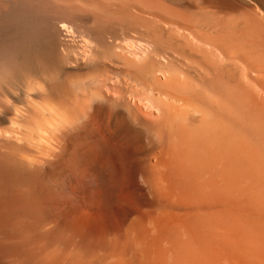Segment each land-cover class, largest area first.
<instances>
[{
    "label": "bare ground",
    "instance_id": "obj_1",
    "mask_svg": "<svg viewBox=\"0 0 264 264\" xmlns=\"http://www.w3.org/2000/svg\"><path fill=\"white\" fill-rule=\"evenodd\" d=\"M96 1L98 4L95 3ZM101 1L103 2L102 9L104 11H106L107 8V12L112 10V8L109 9L110 5L107 7L104 6V1L106 0H0V264H32L33 261H36L38 264H84L87 260H85V256L87 257V250H90L92 253V257H87L89 258V263L92 264L91 260H93L94 264H98L103 258L98 254V252L102 251V249H99L102 244L111 249L109 255L110 259L107 263L105 262V264H221L222 259L225 257V250L228 247L232 246V249L236 247L239 251H247L248 237L251 233L261 234L263 237L261 232L254 229L259 227L261 223L260 220L251 218L252 225L249 226L251 228L247 227V219L243 218V209H245L244 206L250 203L247 201H253L251 202L252 206H255L253 210L259 211V208L261 210V207L257 205L263 206L262 203H264V199L261 197L259 198L262 200L256 199L258 195L253 193L252 190L254 191V189L258 188V184H261L260 182H262L261 178L264 176V170L259 167V169L263 171H261V174L258 171L249 169L248 167L246 168V161L250 162L251 160H245V157L243 158L242 156H244V154L250 156V152L246 153L248 150L244 146L245 144H243L245 140H242L243 136L241 138L239 134L242 135L244 130L246 132L247 129H250V132L252 131L256 136H259V140L257 138L258 141H262L261 139L264 140V39L261 38L262 35L260 36L262 43L257 42V44L260 45L261 43L263 47L260 48V53H263L261 54L263 58L259 57L260 55H255L256 52L254 54L251 53L255 49H250V52L247 50V47H249V45L251 46V42L255 41V35H258L256 33L260 30L264 32V14H259L256 8L257 5L254 4L253 0H249V7H246L248 9L244 11L245 13L242 11L239 13V9L238 13L240 16L236 14L238 18L234 17L235 13L233 11V18L237 19L234 22L232 21V23L229 22V19L228 21L224 19L227 21V23H225L223 20L222 23L224 24H219V22L216 23L214 20L216 16L214 15L213 21L207 19V17L210 16H208V14L205 16L207 20H199L201 18L194 20L189 14L191 10H188L191 21L188 19L181 20L177 16L174 17V15H172L173 17L169 16L173 19L177 17L178 21L176 22L182 25L183 28L190 30V36H186V34L181 32L183 28L182 30H178L176 26L179 24H175V27L177 31L181 30L180 32L182 34H176L175 30L173 32L174 34L170 36V34H172L170 30L171 33L169 32L170 34L167 36L169 39L170 37L176 39L177 36H179L178 38L182 36L184 39L181 45L173 49V55L165 58L164 55L166 54H162L164 59L160 62L162 64L161 70L163 71L162 75L166 74L164 72L167 70V74H169V77H167V74V76L165 75L167 80H162L163 82L156 80L160 77L159 75L156 76L157 72L155 71V76L157 77L155 79L156 81L150 83L147 89H151L152 93L154 92L153 90H158L164 94V97H162L164 99L166 96L165 100H161V98L160 100L164 103V109L166 108L171 113L170 115L173 114V117L172 119L164 118L167 119V122L169 120L170 123L168 125L169 130L167 129L168 138L164 141L163 147H161L162 149L160 148L161 151L158 154L155 152L156 155L154 156H148L149 158H141L133 156V152L130 148L122 146L126 145L127 142H124L121 146L118 145L119 142L116 141V137H111L114 147L109 154H105L97 148H92V150L89 151L86 145L85 134L88 128L85 121L84 107L86 104H92L89 99L97 101V99L104 95H102V84L103 86L105 84L103 83L105 81L103 75L101 77L103 81H100L101 78L99 77V80L97 79L93 82L92 87H94V91H91V94L94 95H91L92 97H89V99H87L88 97L85 99L84 96L89 95V92L87 94L86 91H90L89 89H91V87L89 88L88 85L87 88L86 85H83V87L85 86L86 88L85 91V89L81 85H77V83L80 80L81 84L83 81L89 82V78L93 79L91 76H94V74L88 77V79L86 77L87 80H85V78H80L79 81L77 80L78 82L75 81L76 87L73 84L74 82L72 83L75 87V92L70 90L75 96L72 99L76 100V104H78V108H80L78 117L72 120L70 117L73 118L74 116L72 115L74 113L77 114V112H75L77 109L74 110L73 108L76 106L74 102H72L75 105L72 107L74 112L70 109L73 104L70 102L72 99H68L73 94L71 93V95L69 91L70 95L67 90L65 91L62 88V91L57 92L61 94L67 93L68 96L66 95L67 97L65 98L72 104L67 106V102H64L66 101L64 100L65 98H62V100H64L62 102L60 95H57L58 97L56 96V98L55 94L54 96L51 94L53 97L51 98L50 95L46 100L49 102V100L54 98L49 102L52 104L50 105L46 101L47 105H45V103L43 105V103L38 104V101H35L39 96L37 92L21 95L13 93L16 89L13 92L11 89L13 86H19V83H23V78L29 74L31 76L32 73L38 70L41 63H50V60L54 58L53 56L56 54L55 52H57L58 55L60 53L64 60L67 59L70 62H75L80 67L82 61L90 60L89 62L93 63L91 61H93V59L95 60L97 57L96 55L104 51V48L108 47V51L111 48L113 49V47L110 46L111 44L113 45V41L111 42L112 39H109L110 41L108 40V45L106 43L107 37H111V35L106 37V29L108 27L105 24L112 25L110 24L112 20H109V17H107L111 14L109 13L110 11L108 13L106 12L107 14L103 12V15L106 16H102V12L100 13ZM146 1L147 0H142V2ZM152 1L153 4L145 6V9L151 6H154L155 9L158 3H155L156 0ZM207 1L208 0H206V2ZM89 2L95 4V6L93 7V4ZM123 2L122 4H124ZM106 3L108 2H105V5ZM117 3L119 4L117 10H123V13H125L126 10L124 9L126 7L130 9L134 8L132 6L133 2L130 3L131 5L127 2V6L124 4L125 8H122L123 6L120 2L117 1ZM159 3L160 5L157 6L158 8L156 7V11L160 10L159 12L161 13V8L162 10L165 7L168 8V5L161 6V1ZM198 3L200 4L199 1ZM141 4L143 5V3ZM199 4L198 6L195 5V7H199ZM204 5L205 1L203 6ZM208 5L209 4H207V6ZM87 6L91 8H87ZM242 6L239 8L243 9L244 6ZM112 7L115 9V6ZM173 7L174 6L170 9L171 11L176 8L174 7L173 9ZM195 7L194 10H192L193 13L196 12ZM152 8L151 10H153ZM166 8L165 15L167 16V13L171 11H169V8ZM136 10L131 12L135 13L137 16V13L139 14L140 11L136 13ZM198 10L203 13L205 12L197 8V14H199ZM127 12L126 20L130 13L129 11ZM159 12H155V14H153V12L152 16L156 15L155 17L164 19L165 17H162ZM123 13L121 17H123ZM141 13L142 12H140V14ZM157 14L161 16H157ZM213 14L215 13L213 12L212 15ZM149 15L151 16L150 13ZM180 15L181 14H179V16ZM189 15L188 18H190ZM227 15L226 13V16ZM258 15H261V20L258 18ZM134 16L135 15H133V17ZM169 17L167 16L166 18L169 19ZM183 17H185V15ZM228 17L231 19L230 16L226 18ZM136 18H138V16ZM138 19L140 22L142 21L141 18ZM138 19H135V22ZM155 19H153V21ZM163 19L162 21H164ZM170 19L169 23L173 21H170ZM131 20H129L130 23H134V20ZM166 20L167 19H165V21ZM147 21H150L149 18ZM114 22L117 23L116 20ZM144 22H141V24ZM166 22L165 24L167 26L169 23L167 24ZM137 23H139V21H137ZM154 23L152 22L150 25H157V22L154 21ZM174 23H170L171 28ZM141 24L135 27H142L143 25ZM147 24L149 23L147 22ZM121 25L123 26V24ZM105 26L107 28L104 30ZM132 28L129 29V32L134 29ZM145 29L148 30V28ZM168 29H170V27ZM124 30L126 29L124 28ZM103 31H106V33ZM133 31H135V29ZM140 31H142V28ZM156 31L159 32L160 30ZM120 32L118 33L120 34ZM125 32L126 33L123 35L132 33L128 31ZM217 32H219V34L220 32L223 33H221V35L218 34L219 36L216 38L217 35L215 36L214 33L216 34ZM250 32L256 33L255 35H249ZM103 33L106 37L105 43L107 46L104 44L105 47L101 48L100 45L102 43L100 44L99 42L103 39ZM138 33L139 32L136 30V34ZM164 33H162V35ZM192 34L193 37H196L199 41L208 42V44L213 47H211L212 49L218 46L223 55V57L220 58L222 61L218 62L217 58H214V56H216V52L214 51L217 49L211 52L209 49H212L209 48L208 45L205 46L204 42H202V44L204 43L203 47L205 46L206 49L205 47L203 48L202 46L194 44L193 40L195 38H193L192 41L188 38L191 37ZM139 35L140 34L137 36ZM150 35H152V33H150ZM212 35H214L215 38H213L214 36L212 37ZM120 36L121 35H118V37ZM129 36L134 37L135 35H126L128 39L130 38ZM143 36L144 38L141 37V41L145 39V35ZM164 36L166 35L164 34ZM122 37L124 38L125 36ZM88 38H91L95 45H89L90 41H88ZM159 38L162 37L159 36ZM146 39H148V37ZM149 39V42H151V38ZM164 39L168 42L165 37ZM154 40H158L156 35ZM171 40L170 42L173 41ZM121 41L122 43L118 42V44H114L116 48L112 51V61L114 57L117 58L121 55L117 52V48L120 49L121 44L123 45V48H121L124 52L126 50H131V47L124 50V39ZM125 41L124 43H126ZM149 42L148 44H150ZM201 42L198 43L200 44ZM145 43L147 44V42ZM160 43H156L155 41L153 47L157 46L156 44L159 46ZM168 44L170 43L168 42ZM212 44L215 45L213 46ZM173 46L175 45L173 44ZM101 49L103 50L100 51ZM142 49L139 50L142 52ZM167 49L169 48L167 47ZM154 50L156 49L151 48L145 53L149 59V61L146 62L147 64L151 62L152 69H155L153 63H155L157 59H160V55L159 58L152 56L153 59L156 60L153 62L154 60L150 57L151 60H153L150 61L149 56L152 52L155 53ZM206 51L211 53H207ZM128 52L126 54H128ZM131 52H133V50H131ZM141 52L140 55L143 54L142 56L144 57L145 54ZM207 54L208 56L213 54L212 58L208 59ZM137 55L138 57L136 58L138 59L139 54ZM167 55H169L168 50ZM100 56L102 57L101 54L99 57ZM131 56L127 55L126 58L129 59ZM142 56L140 57L141 62ZM132 58L130 60L126 59L124 63L130 68H132V66H135V69L138 68L136 70L134 67L132 68L137 73V70L140 68L139 66L144 64L146 57H144L143 64L140 63V65H138L139 62H137L136 65V62H134L135 60L131 61ZM236 59H238V61L244 60L246 69H244L243 66H241L243 69L240 65L237 66ZM127 60L130 64L131 62L135 64L132 63L134 65L131 66L127 63ZM112 61H110V63H112L113 66L114 61ZM146 62L145 65H147ZM69 64L71 67L72 63ZM98 64L99 63H97V66H99ZM126 64H124L125 68L124 65H121L125 69V72H122V70L120 72L126 73V69L127 71L130 70L126 68ZM157 64L155 66H157ZM90 65L91 64H88L87 66L91 69ZM115 66L117 65L115 64ZM148 66L149 65H147L145 70L149 69L151 71L150 74H152V72L154 73V71L150 69L151 67L149 66V68ZM107 67L108 65L106 68ZM120 67L118 66V68ZM234 67H236V70H239V74L233 75V72L229 74V69H233ZM238 67H240V69ZM106 70L109 72V69ZM141 70L143 71L144 69L140 68V75ZM161 70L160 75L162 72ZM215 70H217V72H214ZM99 71H97L98 74ZM150 71H148V73ZM176 71L182 74H177ZM128 73H130V71L126 74ZM98 74H96V76ZM134 74L135 73L132 75L134 76ZM99 76L101 75L99 74ZM135 76L137 75L135 74ZM122 78L123 77H121V79ZM189 78H191L190 80L194 79L195 81L198 80L200 83L207 84L208 89L211 91L210 94H214L213 97H210L212 96L210 94H208V96L203 95V90L196 85L197 83H195V81L192 80L193 82H191L193 84H191ZM111 79L112 78H108V81H111ZM142 79L143 78H141V80ZM115 80L113 76V81ZM119 80L116 81L119 82ZM117 82L112 83L116 86ZM136 85L133 87L136 88ZM128 86L126 85V87ZM140 86L137 87L139 88ZM109 87L111 88V84ZM69 88H71V86ZM120 89L118 88V90ZM133 91H135V89ZM136 91L139 90L136 88ZM42 92H44V89ZM156 93L157 92L153 94ZM117 94L116 97L118 96ZM63 95L64 94L61 96ZM155 96L154 99L156 98ZM83 97L85 101H83ZM133 97L136 99L135 96ZM58 98H60L62 106L64 104L66 105H64L65 107L61 105L58 107L60 104L58 103ZM147 98H149V96L146 97V99ZM104 99L106 100V97ZM142 99L144 100L145 98L142 97ZM142 99L140 98L139 100L138 97L139 103L143 101ZM154 99H152L153 103L156 104ZM131 100L130 98L129 101ZM53 101H56L58 105L53 103ZM86 101H88V103L84 104ZM199 101L205 106V110L207 109L206 111H209L208 113L211 114L209 119H207L205 115L196 118L189 114V107L197 110ZM135 102L133 101V103ZM142 103L144 104V101ZM153 103L151 102V105ZM93 104L95 105V103ZM158 104H160V102H158ZM88 106L89 108L87 109L92 110V108H90L91 105ZM144 106L146 107V105ZM139 107L141 108L140 105ZM149 107L151 106L149 105ZM67 108L69 110H66ZM128 108L131 109V107ZM155 109V112H157L159 108L155 106ZM147 110L151 111L150 108ZM68 111L73 113L69 114ZM129 111L130 110H128V112ZM140 112L144 113L141 109ZM160 112L159 115L162 116ZM147 114L148 113H146V115ZM178 114L184 115L183 121H181L182 119L177 120ZM69 115L71 116L69 117ZM150 116L151 115L148 114L146 117L151 119ZM152 120H154V118ZM94 133H97L96 130H94ZM246 137L244 139H246ZM236 138H241L242 141H237ZM252 140L255 142L254 139ZM247 144L250 145V142ZM254 144L255 143H253V145ZM258 144L257 146H259ZM262 144L264 143L262 142ZM159 145L161 146V144ZM249 148H254V146H250ZM257 148L258 147H255L254 149ZM261 148L263 149V147ZM252 153L253 155L256 153L259 155L257 150H254ZM262 153H264V151ZM261 160H263V158ZM255 163L257 166H259V163L262 164V162ZM138 174L142 177L146 186L141 185L139 183L140 181L138 182ZM87 176L91 177V179L87 178V181L90 179L95 182V187L93 185L94 189L92 188L93 191L95 190V192H93L95 193L94 198L91 197L93 198L92 200L87 197L88 195L86 196L83 194L80 188V185ZM111 177H114L116 180L114 188H110ZM90 180L88 183H90ZM92 184L93 183L89 185L92 186ZM252 193L255 194V198H253L254 195H252ZM147 206H149V209H146ZM239 207V212H233L232 208L238 209ZM114 208L119 212L120 217L115 223L112 222L113 224H110L108 223V217L111 210ZM131 212H137V214L128 221ZM216 249H219L222 254H220L221 252L219 251L217 255L216 253L218 251ZM108 251H106L107 256L109 254ZM104 256L106 257V255ZM99 257H102L101 260ZM86 262L88 263V261Z\"/></svg>",
    "mask_w": 264,
    "mask_h": 264
},
{
    "label": "rangeland",
    "instance_id": "obj_2",
    "mask_svg": "<svg viewBox=\"0 0 264 264\" xmlns=\"http://www.w3.org/2000/svg\"><path fill=\"white\" fill-rule=\"evenodd\" d=\"M104 1V0H103ZM112 1H113V3H112ZM117 1L118 2H120V4L123 6L122 8H125L124 6L126 5V3L128 2L129 4L130 3H132L133 5V7L134 8H128V7H126L124 10H126L125 11V13H123L121 10H117V7L119 6V4L117 3ZM124 1V2H123ZM144 1V0H143ZM161 1V6H163V5H168V8H169V11H171L170 9H172V6H174V7H176L175 8V10H173V11H175V12H173V11H171L170 13H171V15H170V13L168 12L167 13V11H166V13H167V16L169 17V16H172V15H174V17L175 16H177V17H179L181 20H183V19H188V20H190L191 21V17H190V15L192 16V19H196V20H198L199 18H201V19H199V20H207V19H210V20H213L214 19V17H215V21H216V23L217 22H219V24H224V23H222L223 22V20L224 19H227V21H228V19H229V22H231L232 23V21L234 22L238 17L236 16V14L238 15L241 11L242 12H244V11H246L248 8H246V7H249V0H208L207 2H206V0H202V1H200V0H193V1H191V0H181V1H179V0H159V2ZM165 3H163V2ZM198 1L200 2V4L198 3ZM204 1H205V7L203 6V4H204ZM218 1V2H217ZM99 2V1H98ZM102 2V1H101ZM100 2V3H101ZM105 2H108V3H106V5H105ZM122 2L125 4H122ZM143 3V5L141 4V3ZM150 2V3H149ZM158 2V0H156V2L155 3H158V4H156L157 6H159L160 5V3ZM167 2V3H166ZM196 2V3H195ZM211 4H210V3ZM233 4H232V3ZM253 2H254V4H256L257 6H256V8L258 9V12H259V14H264V0H253ZM90 4H93V3H91V2H89ZM88 3V4H89ZM95 3H97V1L95 2ZM146 3V4H145ZM163 3V4H162ZM188 3V4H187ZM191 3V4H190ZM195 3V4H194ZM209 4L208 6H207V4ZM224 3V4H223ZM237 3V4H236ZM87 4V5H88ZM98 4V3H97ZM140 4V5H139ZM148 4V5H147ZM153 4V1L151 0H147L146 2H142V0H106V1H104V6H109V9H111L112 8V10L109 12L111 15H109V16H107V17H109V20H112V22L110 23V22H108V23H110V24H112V25H109V24H105L106 26H105V28H104V30L106 29L107 30V33H106V31L104 32V33H106V37L107 36H109V35H111V37L109 36V37H107V41H106V37L104 36L105 34L103 33V39H105V40H103L102 39V41L101 42H99L101 45V48H104L105 47V45H106V43H107V45L109 44V42H108V40L110 39H112L111 40V42L113 41V45L111 44L110 46H112L113 47V49L111 50V49H109V51L107 50V48H104V51H102L103 49H101L100 51H102V52H104V53H100L101 55H102V57H101V60H100V57H99V53L96 55L97 57L95 58V60L93 59V61H91V62H95L94 63V65H93V63H90L89 61L90 60H88V61H82V63H80V67H79V65L78 64H76L75 62L73 63L72 61L70 62L69 60H67V59H63L62 57H61V55H60V53H59V55L57 54V52H55L56 54H54V58H52L51 60H50V63H48V64H45V63H41L40 65H39V68H38V70H36L34 73H32L31 74V76H30V74L29 75H26L24 78H23V80H24V82L23 83H19L20 85L19 86H22V87H19V86H17V85H15V86H13V88H11L12 89V92L13 93H15V94H32L31 92H37L38 93V97H37V100H35V101H38L37 103L38 104H40V103H43V105H44V103H45V105H47V100L46 99H48V96H50L51 94L54 96V94H55V97L58 95H60V98H61V100H62V98H65V97H67L68 95H67V93L65 94V93H62V94H64L63 96H61L62 94L60 93H57L58 91H62L61 90V88L63 89V90H67V92L69 91L70 92V94L73 96H70L69 97V99L68 100H70V99H72V98H74L75 96H74V93L73 92H75V87H76V83H75V81H79L80 80V78L81 79H84L85 78V80H87L88 79V77H90L91 75H93L94 74V76H91V77H93V79L94 78H96V77H98V78H96L95 80H93L92 78H89V82H86V81H83V82H85V83H83L82 82V84H81V80L77 83V85H81L82 87H83V85H86V87L88 88V85H89V88L91 87V89H93V90H91V89H89L90 91H86V88H85V86L83 87L84 89H85V91H86V93L88 94V92H89V95L87 96V95H85L84 97H85V99H86V97H88L87 99H89V97L91 98L93 95L91 94L92 92L91 91H94V87H92L93 86V82L94 81H96L97 79L99 80L101 77H102V75L104 76L103 78H104V82L103 83H105L104 84V86H103V84H102V89H103V93H102V95L104 94L105 95V97H106V100L104 99L105 97H104V95L102 96V97H100L99 99H97V101H94V99L93 100H91V99H89L90 101V103H92V104H86V108L84 107V115H85V121H86V125H87V130H86V134H85V139H86V145H87V147L89 148V151L90 150H92V148H97L99 151H101V152H103V153H105V154H109V153H111V149L114 147V145H113V142H112V138L111 137H116L117 138V142H119V144L118 145H122L124 142H127L126 143V145H122L123 147H125V148H130L131 150H132V152H133V156H135V157H141V158H149L148 156H150L151 157V155L152 156H154V155H156V154H158L161 150H160V148L161 147H163L162 145L164 144V141L168 138V130H169V120H168V122H167V119H172V117H173V114L172 115H170L171 113L165 108L164 109V103H163V101H161V100H165L166 99V96H165V99L164 98H162V97H164L163 95L164 94H162L161 92H159L158 90H153L154 92L153 93H155V92H157L156 94H153L152 92H151V89L150 90H148L147 88H149V85H150V83H153V82H155L156 80H159L160 82H163V81H165V79L167 80V77H169V74H167V70L164 72V73H166V74H164V75H162L163 74V71L161 70L162 69V64L160 63L161 61H162V59H164L163 58V56H162V54L164 55V54H166V55H164V57L165 58H167L168 56H170V55H173V49L175 48V47H177L178 45H181L182 44V42H183V37L182 36H180V38H178L179 36H177V35H175V36H177L176 37V39H174L173 37H170V39L167 37L168 36V34H170L171 32H172V34H170V36H172L174 33V31L176 32V34L178 33H183V34H186V36H190V30H188L187 28H183V26L182 25H180L179 23H177L176 21H178L177 20V17H176V19H173L172 17H169V19H170V21L171 20H173L172 22H170L171 24H173L174 22V25H172V28H171V25H170V23H169V19L168 18H166L167 16L165 15V8H163V10H162V8H161V11L163 12H159L160 10H157L161 15H162V17H165L164 19L163 18H158V17H155V16H152V13L153 14H155V12L156 13H158L155 9H156V7H155V9H154V6H151V7H149V8H147L146 7V9H145V6H150V5H152ZM182 4V5H181ZM190 4V5H189ZM193 4V5H192ZM198 4H199V7H197V8H199V9H201L202 11H205L204 13L203 12H200V10H198V13L199 14H197L196 12H197V8L195 7V5H197L198 6ZM222 4V5H221ZM235 4V5H234ZM100 5V4H99ZM99 5H97L98 7H100ZM102 5H103V2L101 3V9H102ZM115 6V9H114V7H112V6ZM131 5V4H130ZM139 5V6H138ZM155 5V4H154ZM242 6L243 7V9L242 8H239L240 6ZM246 5V6H245ZM248 5V6H247ZM89 6V5H88ZM87 6V8H91V7H88ZM90 6H92V5H90ZM95 6V4H93V7ZM127 6V5H126ZM160 6V7H161ZM169 6H171V7H169ZM192 6V7H191ZM210 6V7H209ZM231 6V7H230ZM235 6H237V7H235ZM121 7V6H120ZM120 7H119V9H120ZM129 7H131V6H129ZM137 7V8H136ZM153 7V8H152ZM174 7H173V9H174ZM194 7H195V11L196 12H194L193 13V11L192 10H194ZM207 7V8H206ZM220 7V8H219ZM222 7V8H221ZM99 8V9H100ZM105 8V7H104ZM121 8V9H122ZM151 8L153 9V10H151ZM158 8V7H157ZM168 8H166V9H168ZM186 8V9H185ZM189 8V9H188ZM204 8H205V10H204ZM216 8V9H215ZM217 8H218V11H217ZM228 8V9H227ZM232 8V9H231ZM244 8H246V9H244ZM100 9V13L102 12V16L103 17H105L106 15H103V12H107V10H108V8L106 9V11H104L103 9V11ZM136 10L135 12L137 13V12H142L141 14H140V12H139V14L137 13V16H138V18H141V22H144V23H142L141 24V22H140V20L138 19V18H136L137 16H136V14L135 13H133L134 12V10ZM141 9V10H140ZM178 9V10H177ZM210 9V10H209ZM215 9V10H214ZM219 9H221V10H219ZM229 9H230V11H229ZM239 9H240V11H239ZM153 11V12H151V11ZM155 10V11H154ZM177 10V11H176ZM186 10V11H185ZM188 10H191L192 11V14L194 15V18H193V15L191 14V11L189 12ZM212 10V11H211ZM223 10V11H222ZM225 10V11H224ZM228 10V11H227ZM120 13H119V12ZM127 11H129L130 13L128 14L129 16H127L128 18H127V20L129 19V20H134V23H130V21L128 20V22H127V20H126V14L128 13ZM131 11H133V12H131ZM150 11V12H149ZM211 11V12H210ZM233 11H234V13H235V16H234V14H232L233 13ZM236 11V12H235ZM238 11H239V13H238ZM107 12V13H108ZM117 12H118V14H117ZM178 12V13H177ZM179 12H181V13H179ZM188 12H189V14H188ZM215 13V14H213L212 15V13ZM221 15H219L218 13ZM228 14L227 16H230L231 17V19L228 17V18H226L227 16H226V13ZM231 13V15H230V13ZM106 13V14H107ZM123 13V17H121V14ZM149 13L151 14V16L149 15ZM175 13V14H174ZM196 13V14H195ZM245 13V12H244ZM177 14V15H176ZM179 14H181L180 16H179ZM206 14H208V16L209 17H207V19H205V16H206ZM242 14V13H241ZM133 15H135L134 17H133ZM147 15H148V18H149V20L150 21H147ZM159 14H157V16H158ZM161 15H159V16H161ZM164 15V16H163ZM185 15V17H183ZM188 15H189V17L190 18H188ZM197 15V16H196ZM201 15V16H200ZM215 15V16H214ZM125 16V17H124ZM140 16V17H139ZM186 16H187V18H186ZM202 16H203V18H202ZM218 16V17H217ZM220 16V17H219ZM233 16L234 17H237V18H233ZM239 16H240V14H239ZM133 17V18H132ZM143 17V18H142ZM156 19H155V18ZM212 18V19H211ZM217 18V19H216ZM258 18L261 20V15H258ZM108 19V18H107ZM135 19H138L137 21H139V23L141 24V25H143L142 27H135V26H139L140 24L139 23H137V21L135 22ZM144 19V20H143ZM153 19H155L154 21L155 22H157L156 24L157 25H150V24H152V22L154 23V21H153ZM162 19L164 20V21H162ZM165 19H167L166 21H168V22H166L165 21ZM233 19V20H232ZM258 19V20H259ZM117 21V23H115L114 21ZM125 20H126V22H125ZM131 20V21H132ZM160 22H159V21ZM213 20V21H214ZM222 20V21H221ZM152 21V22H151ZM221 21V22H220ZM227 21H225L224 20V22L225 23H227ZM119 22H120V24H119ZM147 22L149 23V24H147ZM151 22V23H150ZM158 22H159V25H158ZM164 22V23H163ZM165 22L168 24L167 26H166V24H165ZM121 24H123V26L121 25ZM139 24V25H138ZM155 24V23H154ZM164 24V25H163ZM175 24H179V25H175ZM114 25V26H113ZM120 26V27H119ZM125 26V27H124ZM128 26V27H127ZM156 26V27H155ZM162 26H164V27H162ZM170 27V29H168L169 27ZM174 26V27H173ZM178 27V30L179 29H181L182 30V28H183V30L180 32V31H177V29H176V27ZM180 26H182V27H180ZM121 27H123V28H121ZM127 27V28H126ZM135 29V31H133L134 29ZM143 27H145V28H148V30L149 29H151L150 31H148L147 29H145V28H143ZM166 27H168V28H166ZM124 28L126 29V30H124ZM130 28H132L133 30L132 31H130V32H132L131 34H126V35H135L134 37L133 36H129L130 38L128 39V37H126V35H123L124 33H126L125 31H128L129 32V29ZM141 28H142V31H140L141 30ZM163 28H164V30H163ZM110 29V30H109ZM103 30V29H102ZM136 30H137V32H139L138 34H140L139 36H137L138 34H136ZM144 30V31H143ZM156 30H160L159 32H157ZM170 30H171V32H170ZM173 30V31H172ZM121 31V32H120ZM156 31V32H155ZM166 31V32H165ZM168 31V32H167ZM118 32H120V34L118 33ZM129 32V33H130ZM133 32H135V33H133ZM140 32H142V33H140ZM164 33L166 36H164V34L162 35V33ZM170 32V33H169ZM187 32V33H186ZM257 32V31H256ZM255 32V33H256ZM263 31L262 30H260V31H258V33H256V34H258V35H255V33H252V32H250L249 33V35L250 34H253V35H255L256 37V39H255V41H252V42H254V43H252L251 42V46L253 47L254 45H255V42H256V45L252 48L250 45H249V47H247V50L250 52V49H252V50H254L253 52H251V53H255V55H257V56H259V57H262L263 58V56L261 55V54H263V53H260V51H261V43H262V41H261V38L262 39H264L263 37H264V32L262 33ZM101 33H102V31H101ZM150 33H152V35H150ZM155 33V34H154ZM160 33H161V35H160ZM181 33V34H182ZM192 33V32H191ZM221 33H223V32H220V34H219V32H217L216 34L214 33V35L216 36V38H218V36L219 35H221ZM262 33V34H261ZM108 34V35H107ZM180 34V35H181ZM219 34V35H218ZM118 35H121L120 37H118ZM143 35H145V39H143L144 41H141L142 40V38L141 37H143L144 38V36ZM155 35H156V38L158 39V40H154L155 39ZM214 35H212V37L214 36ZM222 35H224V34H222ZM262 35V37L260 38V36ZM122 36H125L124 38L122 37ZM137 36V37H136ZM159 36H161L162 38H159ZM174 36V37H175ZM184 36V35H183ZM215 36L213 37V38H215ZM118 37V38H117ZM122 37V38H121ZM140 37V38H139ZM148 37V39H146ZM164 37L168 40V42L170 43V44H168V42L167 41H165V39H164ZM211 37V36H210ZM120 38H121V40L122 39H124V41L127 43H124V41H123V44H124V50H126V48H130L131 50H133V52H131V50H128L129 52H131V53H129L127 50V52H128V54H126L127 52L125 51H123L122 50V48H123V45L121 44V47H120V49L119 48H117V52L119 53V54H121L119 57H114L113 58V61L111 60V58H112V51L114 50V48H116L115 47V45L114 44H118V42L120 43H122V41L120 40ZM134 38V39H133ZM149 38H151V42H152V44H151V42H149L150 41V39ZM171 38H172V40H171ZM188 38H190V40L192 41L193 40V38H195L193 41V43L194 44H196V45H199V46H202L203 47V44L205 45V46H207L208 45V47L209 48H211L212 46H210L209 44H208V42L206 43V42H204V41H202V42H204L203 44H202V42H201V40L199 41L196 37H193V34H192V36L191 37H188ZM192 38V39H191ZM89 40L88 41H90L89 42V45H91V44H93V45H95L94 44V41H92L91 40V38H88ZM116 39V40H115ZM119 39V40H118ZM133 39V40H132ZM140 39V40H139ZM179 39V40H178ZM197 39V40H196ZM258 39V40H257ZM260 39V40H259ZM109 40V41H110ZM127 40H129V41H127ZM139 40V41H138ZM170 40L172 41V42H170ZM105 41H106V43H105ZM116 41V42H115ZM155 41H156V43L158 42V43H160V41H161V43L159 44V46H158V44H156L157 46H154L153 47V45H155ZM201 42L200 44L198 43V42ZM110 42V43H111ZM133 44H132V43ZM136 42H138V43H136ZM140 42V43H139ZM145 42H147V44L145 43ZM148 42L150 43V44H148ZM162 42H163V44H162ZM257 42H261L260 43V45H258L257 44ZM145 43V44H144ZM175 45V46H173V44ZM105 44V45H104ZM130 44V45H129ZM137 44H139V45H141V46H139V45H137ZM177 44V45H176ZM202 44V45H201ZM211 44V43H210ZM106 45V46H107ZM151 45V46H150ZM213 46L215 45V44H212ZM100 46H99V48H100ZM161 46V47H160ZM163 46V47H162ZM166 48H165V47ZM204 46V47H205ZM141 47V48H140ZM149 47H150V49L151 48H155L156 50H154L155 51V53H156V55H155V53L154 52H152V54L149 56V58L151 57L152 59H153V57L152 56H154L155 58L157 57V58H159V55H160V59H155L156 60V62L158 63H156L155 62V60L153 61V60H151V58H150V61H153V62H155L156 64H157V66H155L156 64L155 63H153L154 65H153V67H155V69L153 68L152 69V64H150V63H148L147 64V62L146 61H149V59H148V57L146 56V51L147 50H150L149 49ZM159 49H158V48ZM167 47L169 48V49H167ZM203 47V48H204ZM208 47H207V49H208ZM216 47V46H215ZM214 47V49H212V50H210L209 49V51H211V52H213L214 50H216V51H214V52H216L215 54H216V56H214V58H217V60H218V62H221L222 61V59L220 60V58H222L223 57V55H222V52H220V48H218V46H217V48H215ZM251 47V48H250ZM264 47V46H263ZM262 47V48H263ZM110 48V47H109ZM137 48H139L140 50L142 49V52L145 54V56L144 57H146V60L144 61V64L142 63L143 62V60H144V57L142 56V55H140V50L139 49H137ZM146 48V49H145ZM161 48V49H160ZM88 49H89V47H88ZM136 49H137V51H136ZM205 49H206V47H205ZM260 49V50H259ZM116 50V49H115ZM167 50H168V53H169V55H167ZM107 51V52H106ZM156 51H159V52H156ZM209 51H206L207 53L209 52ZM258 51V52H257ZM141 52V53H142ZM211 52H209V53H211ZM264 52V51H263ZM110 55H109V54ZM137 54H139V60L136 58V57H138V55ZM158 54V55H157ZM217 54H218V56H217ZM107 57H106V56ZM127 55H132L129 59L128 58H126V56ZM210 55V54H209ZM56 56V57H55ZM122 56V57H121ZM142 56V62L140 61V57ZM207 56H208V54H207ZM212 56H213V54H211L210 56H208L207 58L208 59H211L212 58ZM106 57V58H105ZM133 57V58H132ZM132 58V60L131 61H134V62H136V65H137V62H139L138 63V65H140V63H142L143 65H141V66H139L141 69H146V67H147V65H149L148 67L150 68V69H152V71H154V73L152 72V74H150L151 73V71L149 70V69H147V70H145V72H144V70L142 71L141 70V75L139 74V71H140V68H139V70H137L138 72V74L136 73V69H138V68H136L135 69V66H132V65H134L135 63L134 62H131V64L128 62V60H130ZM54 59V60H53ZM99 59V60H98ZM107 59V60H106ZM109 59V60H108ZM123 61H122V60ZM126 59H128L127 60V63H129L131 66H132V68L134 67V69H132V68H130V67H128V65L126 64V63H124V62H126L125 60ZM148 59V60H147ZM92 60V59H91ZM107 62H106V61ZM138 60V61H137ZM213 60H215V59H213ZM241 60V59H240ZM72 63L71 64V67H70V64L68 63ZM105 61V62H104ZM110 61H112L114 64H113V66H112V63H110ZM236 62H237V66H239L240 65V67L241 66H243L244 67V69H246V65H245V62H244V60H241V61H238V59H236L235 60ZM120 62V63H119ZM122 62V63H121ZM145 62H146V64L147 65H145ZM216 62V61H215ZM235 62V63H236ZM68 63V64H67ZM86 63V64H85ZM97 63H99L98 65L99 66H97ZM108 63H110V64H108ZM132 63H134V64H132ZM239 63V64H238ZM67 64V65H66ZM75 64V65H74ZM88 64H91L90 66H91V69L90 68H88L89 66H87ZM105 64H107L108 65V67L106 68V66L107 65H105ZM115 64L117 65V66H115ZM124 64H126V68H129L128 70L130 71V73H128V74H126L127 72H129V71H127V69H126V73H122V72H125V65ZM73 65V66H72ZM78 65V66H77ZM121 65H124V68H123V66H121ZM129 65V66H130ZM76 66V67H75ZM96 66H97V68H96ZM118 66L120 67V68H118ZM70 67V68H69ZM79 67V68H78ZM94 67V68H93ZM114 67V68H113ZM138 67V66H137ZM144 67V68H143ZM240 67H238L239 69H240ZM78 68V69H77ZM111 68V69H110ZM156 68H157V70H156ZM232 68V67H231ZM229 69V74H232V72L234 73L233 75H235V74H239V70L237 69L236 70V67H234L233 69ZM242 68V67H241ZM71 69V70H70ZM106 69H109V72H108V70H106ZM133 71H132V70ZM243 69V68H242ZM100 70V71H99ZM112 70V71H111ZM115 70V71H114ZM122 70V72H120ZM160 70L162 71L161 72V75H160ZM38 71V72H37ZM97 71H99V74L101 75V76H99V74L97 73ZM116 71H117V73H116ZM148 71H150L149 73H148ZM157 73H156V72ZM178 71V70H177ZM176 71V73L177 74H180L181 72H177ZM236 71V72H235ZM101 72V73H100ZM106 72H108L107 74H105ZM131 72H133V73H135L137 76H135V74H134V76L132 75L133 73H131ZM145 74H143V73ZM214 72H217V70H215ZM214 72H212V73H214ZM103 73V74H102ZM149 75H148V74ZM155 73H156V76H158L159 75V79H156L157 77L155 76ZM169 73V72H168ZM88 74V75H87ZM96 74H98L97 76H96ZM144 76H143V75ZM149 76H147V75ZM154 74V75H153ZM182 74V73H181ZM33 75V76H32ZM108 75H111V76H108ZM151 75V76H150ZM167 77H166V76ZM108 76V77H107ZM113 76H114V80H115V78H116V80H119V82H117L116 80L115 81H113ZM142 76V77H141ZM152 76H153V78H152ZM162 76V77H161ZM180 76V75H179ZM183 76V75H182ZM230 76H232V75H230ZM86 77H87V79H86ZM100 77V78H99ZM106 77V78H105ZM120 77V78H119ZM121 77H123L122 79H121ZM124 77H125V79H124ZM126 77H128V78H126ZM138 77V78H137ZM144 77H145V79H144ZM155 77V78H154ZM164 77V78H163ZM108 78L110 79V78H112L111 79V81L109 82L108 81ZM134 78H136V79H134ZM141 78H143L142 80H141ZM150 80V82H149V80ZM162 78V79H161ZM31 79V80H30ZM127 79V80H126ZM140 81H139V80ZM156 79V80H155ZM191 78H189V82H191L192 80L193 81H195L194 79H192V80H190ZM102 80V78L100 79V81ZM145 80H147V81H145ZM163 80V81H162ZM103 81V80H102ZM135 81H137V82H135ZM139 81V82H138ZM144 81V82H143ZM192 81V82H193ZM74 82V83H73ZM108 82V83H107ZM112 82H117L116 83V86L112 83ZM191 82V84H193ZM75 85V87H74V85ZM102 83V82H101ZM122 83V84H121ZM125 83V84H124ZM128 83V84H127ZM132 83V84H131ZM136 85V88L140 91V93H139V91H136V88L135 87H133V86H135L134 84ZM147 83V84H146ZM195 83H197L196 85L198 86V87H200L202 90H203V95H206V96H208V94H210L211 93V91H210V89H208V87H207V84H203V83H200L198 80H196L195 81ZM194 83V84H195ZM110 84H111V88L109 87L110 86ZM118 84V85H117ZM130 84V85H129ZM91 85V86H90ZM107 85H108V89H107ZM114 85V86H113ZM121 85V86H120ZM126 85L128 86V87H126ZM132 85V86H131ZM141 85V86H140ZM143 85V86H142ZM148 85V86H147ZM195 85V86H196ZM63 86V87H62ZM71 86V88H69ZM73 86V87H72ZM123 86V87H122ZM137 86H140L141 87V90H140V87L138 88ZM209 86V85H208ZM105 87H106V89H105ZM113 87V88H112ZM131 87V88H130ZM146 87V88H145ZM51 88V89H50ZM60 88V89H59ZM110 88V89H109ZM118 88L120 89V90H118ZM128 88V89H127ZM135 89V91H133L134 89ZM43 89H44V92H42L43 91ZM53 89V90H52ZM59 89V90H58ZM73 89V90H72ZM105 89V90H104ZM114 89H115V91H114ZM131 89V90H130ZM133 89V90H132ZM145 89H147V90H145ZM33 90V91H32ZM73 91V92H71V91ZM111 90V91H110ZM122 90V91H121ZM144 90V91H143ZM207 92H206V91ZM208 90H209V92H208ZM53 91H55V92H53ZM65 91H63V92H65ZM142 91V92H141ZM69 92H68V94H69ZM112 94H111V93ZM119 92H120V95H119ZM136 93V95H135V93ZM137 92H138V94H137ZM143 92H144V94H143ZM94 93V92H93ZM118 93V94H117ZM121 93H122V97H121ZM149 93V94H148ZM41 94V95H40ZM69 94V95H70ZM85 94V93H84ZM111 94V95H110ZM116 94L119 96V98H118V96L116 97ZM126 94V95H125ZM133 94V95H132ZM141 94V95H140ZM148 94V95H147ZM50 96L51 98L53 97V96ZM67 95V96H66ZM92 95V96H91ZM129 95H130V98L132 99L131 101H129L130 100V98H129ZM132 95V96H131ZM147 95V96H146ZM152 95V96H151ZM156 95V96H155ZM162 95V96H161ZM210 95H212V94H210ZM209 95V96H210ZM214 95V94H213ZM213 95L212 96H210V97H213ZM47 96V97H46ZM57 96V97H58ZM124 96V97H123ZM133 96H135L136 97V99L133 97ZM139 97V100H140V98L142 99V97L143 98H145L146 99V97H148L149 96V98H147L146 100H147V102H146V100L144 99H142L143 101H144V104L142 103L143 101H141V103H139L140 101L138 100V97ZM154 96L156 97L155 99H154ZM43 97V98H42ZM56 97V98H57ZM84 97H83V99H84ZM109 97V98H108ZM133 97V98H132ZM60 98H58L59 99V101H58V103H60ZM94 98V97H93ZM160 98H161V100H160ZM54 99V98H53ZM52 99V100H53ZM67 98H65L64 100H66ZM85 99L83 100V101H85ZM124 99H126V100H124ZM152 99H154V101H156V104H154L153 103V100ZM52 100H49V102H51ZM64 100H62V102L64 101ZM99 100V101H98ZM149 100H151V101H149ZM47 101V102H46ZM94 101V102H93ZM101 101V102H100ZM133 101L135 102V103H133ZM48 102V103H49ZM62 102L59 104V106L58 107H60V105L62 106ZM65 103L67 102V106L68 105H72L71 107H70V109H72V107L73 106H75V107H73L74 108V110L75 109H77L75 112H77V114L76 113H74L72 116H74L73 118H71L70 116L71 115H69V117H70V119L72 120V119H75L76 117H78V113H79V111H80V108H78V104H76V100H70V102L72 103V102H74L75 103V105H74V103H70V102H68L67 100L66 101H64ZM99 102V103H98ZM129 102V103H128ZM151 102L156 106V108H159V109H157V112H155L156 111V109H155V106L152 104L151 105ZM158 102H160V104H158ZM53 103H55V104H57L56 103V101L54 102L53 101ZM69 103V104H68ZM77 103H78V101H77ZM85 103H88V101H86V102H84V104ZM93 103H95V105L93 104ZM50 105L52 104V103H49ZM48 104V105H49ZM55 104H53V105H55ZM126 104H128V105H126ZM135 104V105H134ZM137 104H138V106H137ZM151 106V107H149V105ZM52 105V106H53ZM58 105V104H57ZM65 105V104H64ZM62 106V107H65V106ZM88 105H91L90 106V108H92V110L91 109H87V108H89V106ZM139 105L141 106V108L139 107ZM144 105H146V107L144 106ZM160 105V106H159ZM39 106H41V105H39ZM56 106V105H55ZM134 106V107H133ZM143 106V107H142ZM153 106V107H152ZM159 106V107H158ZM197 106H198V109L196 110V109H192V107H189L190 108V112H189V114L190 115H192V116H194V117H196V118H200V117H202V116H206V118L207 119H209L210 118V116H211V114L210 113H208L209 111H206L205 110V106L199 101L198 102V104H197ZM128 107H131V109L130 108H128ZM150 108V110L151 111H149V110H147V109H149ZM141 109V111H143L144 113H142V112H140V109ZM144 108V109H143ZM151 108H153V109H151ZM65 109V108H64ZM86 109H87V111H86ZM127 109V110H126ZM134 111H133V110ZM143 109V110H142ZM155 109V110H154ZM164 109V110H163ZM192 109V110H191ZM66 110H69L68 108L66 109ZM74 110L72 109L71 111H73L74 112ZM128 110H130L129 112H128ZM147 110V111H146ZM154 110V111H153ZM160 110H161V112H160ZM71 111H68L69 112V114H71V113H73V112H71ZM95 111H97V112H95ZM137 112V113H136ZM159 112H160V114L162 115V116H160L159 115ZM165 112V113H164ZM203 112H204V114H203ZM146 113H148L149 115H151L150 116V118L151 119H149L148 117H146L147 115H146ZM162 113H164V114H162ZM202 113V114H201ZM82 114H83V112H82ZM144 114H145V116H144ZM207 114H209V115H207ZM87 115V116H86ZM89 115V116H88ZM92 115V116H91ZM136 115V116H135ZM154 115V116H153ZM157 115H159V116H157ZM181 115V116H180ZM178 114V116H177V120H181V121H183V119H184V115H182V114ZM139 116V117H138ZM152 116H153V118H154V120H152L153 118H152ZM157 116V117H156ZM170 116V117H169ZM89 117V118H88ZM118 117V118H117ZM181 117V118H180ZM97 118V119H96ZM158 120H157V119ZM164 118H167V119H164ZM179 118V119H178ZM91 119V120H90ZM157 120V121H156ZM74 121V120H73ZM73 121H71V122H73ZM102 121V122H101ZM138 121V122H137ZM145 122H146V124H145ZM153 122H154V124H153ZM90 123H91V125H90ZM94 123V124H93ZM143 123V124H142ZM156 123V124H155ZM249 123H251V122H249ZM248 123V124H249ZM159 124V125H158ZM161 124V125H160ZM95 125V126H94ZM104 125V126H103ZM147 125V126H146ZM88 126H90V127H88ZM141 126V127H140ZM249 126V125H248ZM251 126V125H250ZM94 127V128H93ZM98 127V128H97ZM102 127V128H101ZM147 127V128H146ZM168 127V128H167ZM90 129V130H89ZM92 129V130H91ZM157 129H158V132H157ZM168 129V130H167ZM94 130H96V132L97 133H94ZM98 130V131H97ZM152 130V131H151ZM155 130V131H154ZM159 132H161V133H159ZM105 133V134H104ZM156 133V134H155ZM164 134H167V135H164ZM88 135V136H87ZM156 135H158V136H156ZM161 135H163V136H161ZM152 136H154V137H152ZM242 136H243V139L242 140H245V141H243V144H245L244 146L246 147V149L248 150L246 153H248V152H250L249 153V155L250 156H248L247 154H244V156H242L245 160H251L250 162H248V161H246L247 162V164H246V168L248 167L249 169H253V170H255V171H258V172H260L261 174H262V170H264V164H263V161H264V153H262L264 150V144H262V142L264 143V140L263 139H261L262 141H258L259 140V136L257 135L256 136V134L255 133H253L252 131L250 132V129H247V131L245 132V130H244V132H243V134L241 135V134H239V137H241L242 138ZM246 136H248V137H246ZM152 137V138H151ZM246 137V139H247V141H246V139H244ZM250 137V138H249ZM162 138V139H161ZM241 138L239 139V138H236L237 139V141H242L241 140ZM257 138H258V140H257ZM157 139V140H156ZM252 139H254V141L255 142H253V140ZM96 140V141H95ZM156 140V141H155ZM159 141V142H158ZM258 141V143H260V144H258L259 146H257V144H256V142ZM248 142H250V145L249 144H247ZM253 143H255L254 145H253ZM159 144H161V146L159 145ZM249 145V146H248ZM90 146V147H89ZM160 146V147H159ZM253 147L254 146V148L255 147H258L257 149H254V148H249V147ZM261 147H263V149L261 148ZM162 149V148H161ZM257 150L258 151V153H259V155L256 153V154H254V155H256V156H254L253 155V153L252 152H254V150ZM261 149H262V151H261ZM158 150V151H157ZM260 151V152H259ZM155 152H156V154H155ZM256 152V151H255ZM261 154H262V156H261ZM257 155H258V157H259V159H258V157H257ZM147 156V157H146ZM253 156V157H252ZM254 157H256V158H254ZM261 157V158H260ZM263 158V160H261ZM253 159V160H252ZM259 160H261V161H259ZM245 162V163H246ZM255 162H262V164L261 163H257L259 166H257L256 165V163ZM250 163V164H249ZM248 165H250V166H248ZM263 166V167H262ZM259 167H260V169L262 168V170H260L259 169ZM258 169V170H257ZM262 171V172H261ZM263 174H264V172H263ZM140 177V178H139ZM87 178H90L91 179V177L90 176H87L84 180H83V182H82V184L80 185V188H81V191H82V193L83 194H85L89 199H93L94 198V194L95 193H93V192H95V190L93 191V189H94V187H95V182L94 181H92V180H90V179H88V181H87ZM138 179V182L141 184V185H144V186H146L145 184H144V182H143V179H142V177L138 174V177H137ZM112 179H113V181H112ZM142 181H141V180ZM89 180H90V183H88L89 182ZM87 181V182H86ZM261 181L262 182H260L261 184H258V188H256V189H254V191L252 190V192L253 193H255V194H257L258 195V198H256V199H264V197H262V196H264V176L261 178ZM86 182V183H85ZM91 183H93L92 184V186L91 185H89V184H91ZM86 184V185H85ZM112 184V185H111ZM93 185H94V187H93ZM115 185H116V180L114 179V177H111V181H110V188H114L115 187ZM82 186H83V189H82ZM88 188H87V187ZM90 186V187H89ZM86 188V189H85ZM93 188V189H92ZM251 188H253V187H251ZM261 190H260V189ZM91 189V190H90ZM259 190V191H258ZM92 193V194H91ZM252 193V195H254L253 196V198H255V194H253ZM91 197H93V198H91ZM259 197H261V198H259ZM261 199V200H262ZM264 201V200H263ZM247 202H250V203H248L246 206H244V208L245 209H243V218H246L247 219V227H249V226H251L252 225V220H251V218H253V219H258V220H260V224H259V227H257V228H254V229H256V230H258V232H261L262 233V235H263V237L261 236V234H250V236L248 237L249 238V241H248V244H247V251L245 250V252L244 251H242V250H240L239 251V249H237L236 247H234L233 249H232V246H230V247H228L226 250H225V253H224V255H225V257L222 259V262H221V264H264V203H262L263 204V206L261 205H257V206H259V207H261V210H260V208H259V211H257V210H253V208L255 207H253L252 206V204H251V202H253V201H247ZM246 202V203H247ZM255 202H257V201H255ZM262 202V201H261ZM247 207H248V209H247ZM145 208V207H144ZM146 209H149V206H147L146 207ZM240 209V207L238 208V209H234V208H232V210H233V212H239L238 210ZM252 210H253V212H252ZM117 210L114 208V209H112L111 210V212H110V214H109V217H108V223H110V224H113V223H115V221H117L118 219H119V212L117 213L116 212ZM249 211V212H248ZM114 212H115V214H114ZM118 215H117V214ZM244 213H246V214H244ZM135 214H137V212H131V214H130V216H129V220L128 221H130V219L131 218H133L134 217V215ZM131 215H133V216H131ZM136 216V215H135ZM238 216H239V214H238ZM241 216V215H240ZM113 222V223H112ZM249 228H251V227H249ZM104 243V242H103ZM103 246V247H102ZM101 248H99V249H102V251L101 252H98V254H99V256H102V257H99L100 258V260H101V258H102V260L100 261V262H98V264H101V262H102V264L104 263L105 264V262L107 263V261L110 259V257H109V255H110V250L111 249H109V248H107L106 246H104L103 244L100 246ZM105 248V249H104ZM99 249H98V251H99ZM109 251H108V250ZM105 250V251H104ZM218 252L216 253L217 255L219 254V249H216ZM232 250V251H231ZM106 251H108L109 252V254H108V256H107V252ZM229 251V252H228ZM231 251V252H230ZM238 251V252H237ZM221 252V251H220ZM242 252H243V254H242ZM238 253V254H237ZM240 253H241V255H240ZM244 253H245V255H244ZM106 255V257L104 256V255ZM220 254H222V252L220 253ZM228 254H230V255H228ZM86 255H87V257H92V253H91V251L90 250H87V252H86ZM91 255V256H90ZM227 255H228V257H227ZM244 256V257H243ZM86 256H85V260L86 261H88V263L85 261L84 262V264H90L89 263V258H87ZM99 258H98V260H99ZM93 259V258H92ZM107 259V260H106ZM105 260V261H104ZM228 260V261H227ZM247 260V261H246ZM92 261V264H94V262H93V260H91ZM226 262H228V263H226ZM32 264H38V263H36V261L34 262H32ZM75 264V263H74ZM77 264V263H76Z\"/></svg>",
    "mask_w": 264,
    "mask_h": 264
},
{
    "label": "snow or ice",
    "instance_id": "obj_3",
    "mask_svg": "<svg viewBox=\"0 0 264 264\" xmlns=\"http://www.w3.org/2000/svg\"><path fill=\"white\" fill-rule=\"evenodd\" d=\"M65 27H67V26H65Z\"/></svg>",
    "mask_w": 264,
    "mask_h": 264
}]
</instances>
